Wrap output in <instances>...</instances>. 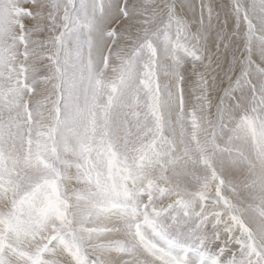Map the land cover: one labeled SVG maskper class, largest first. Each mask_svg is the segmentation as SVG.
<instances>
[{
  "label": "snow or ice",
  "instance_id": "snow-or-ice-1",
  "mask_svg": "<svg viewBox=\"0 0 264 264\" xmlns=\"http://www.w3.org/2000/svg\"><path fill=\"white\" fill-rule=\"evenodd\" d=\"M0 264H264V0H0Z\"/></svg>",
  "mask_w": 264,
  "mask_h": 264
}]
</instances>
